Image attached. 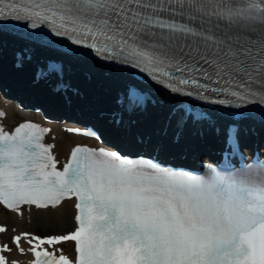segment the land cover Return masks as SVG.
Wrapping results in <instances>:
<instances>
[{"label": "snow or ice", "instance_id": "6c2138e0", "mask_svg": "<svg viewBox=\"0 0 264 264\" xmlns=\"http://www.w3.org/2000/svg\"><path fill=\"white\" fill-rule=\"evenodd\" d=\"M4 21L41 29L39 36L46 29L49 44L56 42L52 37L65 38L139 69L173 93L236 109L261 107L264 119V0H0ZM48 67L49 74L63 71L55 61ZM144 101L133 87L121 104L135 110ZM186 118L208 119L186 112L178 126ZM239 130L234 123L226 132L234 151ZM49 131L32 122L11 133L0 126V204L16 211L77 201L74 232L22 234L36 257L31 264H264V165L193 175L76 146L59 170L55 146L43 143ZM21 238H13L18 248ZM69 241L75 260L36 250ZM0 264H8L4 255Z\"/></svg>", "mask_w": 264, "mask_h": 264}, {"label": "bare ground", "instance_id": "6f19581e", "mask_svg": "<svg viewBox=\"0 0 264 264\" xmlns=\"http://www.w3.org/2000/svg\"><path fill=\"white\" fill-rule=\"evenodd\" d=\"M13 45L16 47L18 46L15 42ZM9 46L8 44L5 47L9 48ZM11 47L13 48V46ZM7 48H3V52L0 53V77L5 81H11L13 79V81L18 83L23 79L22 82L26 83L24 79L25 76L22 77L20 73H16V71L13 70L7 71L6 67L8 66V62L4 55ZM37 58H40L39 55ZM94 66L85 63L84 65H79L80 70L74 71V83L78 86V91L76 93H70L68 97L69 104L73 103L71 106L63 104L64 102H62L61 99L57 100L58 98H56L55 95L53 96L54 99H47V92H45V95L38 94V92H40L37 90L38 87H28L27 83V88L35 91V94L30 93L27 95L21 93L23 94L22 98L25 100L30 99L31 101L35 100L36 102L39 101L41 104H44L43 106H45L47 110L53 112L63 113L59 110H68L69 107H73L72 110H69L71 113L70 117H75L78 111L83 107L89 111L85 117L92 120L95 119L100 124L107 137L110 136L111 138L112 134L118 136L120 134L119 128L113 133L110 132V128L107 127L110 120L102 116H100V118L97 114H92L91 110L93 111V108L96 106L105 107V109L109 111L118 113L119 106L114 104L113 99L117 97V89L120 81L111 74L98 73L95 71L97 68ZM17 79H20V81ZM8 86L9 89L13 91L12 88H14V85L10 83ZM39 88L41 91L44 90L41 85H39ZM152 93L156 103L145 105L141 107V109L136 110L134 116L132 115V117L135 118L136 128V135L134 134V137L140 135L141 140L137 141V139H135V142H133L131 141L132 138L124 137L123 140L125 139L124 142L127 143L125 146H156V151L164 154V156L168 157L173 155L180 157V153L182 152L186 154L183 155L185 158L190 159V156L197 157V154L189 150L195 148L194 150L202 151L201 148H206L210 143L209 141L211 140V142H214V138L219 135L218 133H220L221 130L219 124L208 120L194 122L192 119L186 118L187 122L184 123L182 127L178 126V124L176 125L184 114H181L179 111L173 112L170 100L159 95V92L153 90ZM60 95H62V93H60ZM0 112L5 114L3 117H0V126L9 133L14 131L21 123L25 122H32L50 129V131L45 134L43 143L45 145L51 144L55 146L52 149V154L58 161L57 168L59 170H63L64 164L68 162L71 152L76 146L92 145L94 143V139L89 136H83L76 134L74 131H69V129H72V127L76 125V122H73L71 118H67L65 113L60 116L62 118H45L41 115L40 110L33 109L26 105H20L13 95H3L0 92ZM132 122L134 123V119ZM174 123L175 126H173ZM168 131L171 132L168 133ZM163 132L164 134L166 133L167 137L170 134L177 136L175 139L169 140L172 142L170 147L161 141L162 138L160 137L164 136ZM186 150H188V152H185ZM76 202V199L73 197L72 199L64 200L55 208L38 209L35 206L23 205L16 211L9 210L4 205L0 204V227L5 229L4 232H0V249H2L4 245H7L8 249H10V251L0 252L1 255L6 257L8 264H12L13 261H15L16 264H31V262L36 259L32 251L29 250L31 245L28 243L27 239L22 236L23 233L46 238L74 232L77 228L75 217L78 214L75 208ZM18 235L22 237L19 248L13 240V238ZM35 243L36 241H33V244ZM74 246L75 243L69 241L55 245H41V247L36 250L43 251L46 249L49 252H53L57 257L64 254L69 258H74ZM21 248L24 249L23 252L20 251Z\"/></svg>", "mask_w": 264, "mask_h": 264}]
</instances>
